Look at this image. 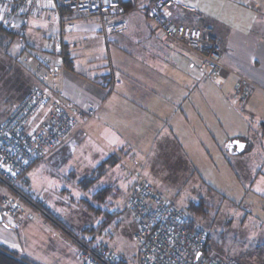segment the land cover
I'll return each instance as SVG.
<instances>
[{"label":"rangeland","instance_id":"rangeland-1","mask_svg":"<svg viewBox=\"0 0 264 264\" xmlns=\"http://www.w3.org/2000/svg\"><path fill=\"white\" fill-rule=\"evenodd\" d=\"M180 3L188 7V9L186 7L185 9L175 8V17L182 23L183 21L188 25L191 21L195 23L201 18L199 13L205 12L200 1L180 0ZM131 15L127 14L123 19L124 24L126 23V31L115 36L114 33L110 34L113 36L108 38H105L103 32L100 31L101 26L94 22L95 17L86 18L83 15L78 18L72 17L66 21L65 26L61 27L54 18L50 23L30 20L24 25H21L23 24L21 20H17L16 27H13L16 29L13 30L20 36H10V38L0 41V122L13 112L19 103L29 98L34 88L48 89L49 87H45L47 84L41 83L47 82L48 79L51 81L54 75H58L62 69H65L59 39L71 47L75 44L72 51H74L73 72L76 75H84L89 79L97 77L98 81L104 84L103 89L107 90L106 93H117L118 87H121L123 82L126 83L123 81V68L129 67L127 62H135L133 59L141 54L138 45L147 44L146 37L150 36L149 31H152L150 23L144 19L140 23V25L143 24V27H136L133 22L129 21ZM36 23L41 25L42 30L33 31L31 35L26 36L24 30L26 28L30 30V25ZM70 24L76 26L73 28L75 31L73 33L68 31ZM19 30L23 32L20 33ZM57 30L60 33L59 36ZM151 35L159 40L155 32L152 31ZM112 71L118 84L110 91L104 75H108ZM67 73L71 72L67 71ZM177 75L175 79L178 88L176 93L190 85L187 75H182V72L179 71ZM247 81V79L246 81L242 80L241 86H247ZM37 82L40 86L36 85ZM234 87H232L233 94L224 95L218 81L208 77L202 84L189 88L190 101L187 102L188 105L184 112L188 116L191 115L193 107L202 111V121L187 118L190 125L185 126L189 137H191V143L195 147L198 146L197 150L193 152V162L183 166L178 148L170 147V142L165 139L158 144L150 157H146L145 161H141L138 165L129 160L127 163L121 162L108 168L95 186L84 193V198H89L90 204L99 210L97 214L89 204L78 203L77 197L72 195L70 189L72 185L73 188L77 187L78 184L75 183H79L78 180H82L80 187L83 188L85 181L88 180L87 177L91 176L90 170L98 165L96 160L88 161L89 158H86L85 165H78L79 159L84 157L83 149L80 148L77 154H74L75 151L72 153L69 149V144L70 146L72 144L71 140L82 129L71 136L72 138L55 154L46 160L32 164L26 172L27 175L16 187L33 200L40 210H46L66 227H63V230L76 239H92V236L84 229L96 226L105 220L103 213L115 212L106 230L96 237V242L107 247L106 249L120 259L131 263L135 255L133 234L137 230V221H134L133 215L127 210L126 203L131 184H133L132 190L137 183L145 181L160 191L178 209L190 212L188 210L190 203L197 204L202 201L198 214L190 213L193 218L195 217V222L207 234L205 254L209 258L230 260L233 261V264H264V183H259L264 182V179L263 176H259L257 180H253L254 177L250 173L255 168L259 152L255 158H249L255 156V154H250L245 155V159L233 157L227 152V144L232 141L233 136L244 137L250 146V144L258 143L260 131L256 127L255 121L250 120L245 101L239 102L235 98ZM176 93L175 95H178ZM197 93H201V95L196 98ZM69 95L74 98L72 94ZM85 99H88L87 95ZM69 101L72 102L70 99ZM190 102L192 107L188 111L187 107L190 106ZM220 102L224 103V111L218 107ZM90 105L92 104L90 103L86 108H89ZM41 108L47 111L48 103L44 101ZM37 115L33 122L44 116L43 111ZM160 145L164 147L161 149H165V152L160 149ZM95 149L97 152L103 153L99 147ZM74 155L77 159L76 163L73 162L71 165L72 162H67L68 164L62 165L63 161L61 162V160L65 156L72 158ZM109 161V165H112L115 158L112 157ZM238 162L242 164V171L247 170L246 168L249 169L248 174H237L239 168H235L234 164L238 167ZM257 170L264 174V165L259 166ZM64 175H68L72 182L65 181ZM105 186H113L114 193L109 195L104 203H97L104 197V194L103 190L96 192L98 188ZM44 190L64 200L59 201L48 197L46 203L38 201L36 196ZM63 190H68L69 193L63 192ZM41 194L45 195L47 192ZM8 195L13 194L0 184V198ZM50 202L53 208L57 209V215L49 210ZM26 210L29 212L30 218H32L31 213L35 214L34 221L28 222V224H50L43 214L38 213V210L27 205ZM22 226L18 227L17 225L16 230L20 231ZM41 236L43 235L35 229L27 235L24 234L23 240L32 245L26 244V248H30L31 251L40 250L36 246L45 245ZM74 238L66 237L70 244L76 248ZM23 245H25L24 242ZM43 253L46 261L52 260L50 255L44 251ZM62 261L64 260H59V262Z\"/></svg>","mask_w":264,"mask_h":264},{"label":"crops","instance_id":"crops-1","mask_svg":"<svg viewBox=\"0 0 264 264\" xmlns=\"http://www.w3.org/2000/svg\"><path fill=\"white\" fill-rule=\"evenodd\" d=\"M197 1H200L202 9L205 12L199 13L201 18L195 23L191 21L188 25L184 21L182 23L180 19L175 17L176 7H182L184 9L186 7V5L181 4L180 1L170 7L172 14L171 21L173 24H180L187 28L198 30L203 36L208 38L209 43L215 42L220 46L223 68L211 79L218 81L221 89H223L222 94L224 95L233 94L234 89H232V87L235 86V98L239 102L245 101V107H248L249 110L250 120L255 121V125L260 131L258 143L254 145L250 144V146H248L249 143L246 142L244 137L238 135L233 136L232 141L227 144V152L233 157H243V159H245V155L250 154H255V156L249 158H255L259 152L258 160L255 162V168H253L250 173L254 177L253 180H257L259 176H263L264 179V174L257 170L259 166L261 167L264 165V0ZM122 3L125 4V17L127 14H132L129 21L133 22L136 27H143V24L140 25V23L144 20L150 23L142 13L133 12L127 0H124ZM186 9H188V7H186ZM72 17L73 16L70 13L68 14L66 10H62L59 14L54 12L52 15V19H56L60 27L62 25L65 26L66 21ZM17 20L19 21L18 18L14 17V21L16 22ZM32 20L41 23L45 21L42 18H35ZM13 27H16V25L7 26L9 29L12 28L11 31L15 32L13 29L16 28ZM30 27V30L27 28L24 30L26 36L28 34L31 35L33 31L42 30L41 25H37V23L35 25L31 24ZM75 27V24H70L68 31L71 33L75 32L73 31ZM151 28L152 31L157 34L159 40L151 35L152 31H149L150 36H147L144 30L148 43L138 45V48L141 49V54L133 59L135 62H127V65H129L128 68H123V81H126V83L123 82L122 86L118 87L117 93H106L105 91L107 90L103 89L104 84H101L97 77L95 79H89L84 75H76L73 72L74 51L72 50H74L75 44L72 47L69 46V58L72 62V68L61 70V67H59L61 71L58 75H52L54 78H52L51 81L48 79V83L45 81V83H41L43 85L47 84L45 87H60L64 97L68 98L67 100H72L77 106L85 108L91 103L93 106L97 107L96 115L84 124L82 130L71 140L70 143H72L71 146H73L71 147L69 144V149L72 153L75 151L74 154H77L80 148L83 149L84 157L79 159V162H77L78 165H85L86 158H89L88 161L96 160L98 163L94 169L90 170L91 176H89V174L87 178H89L88 180L91 184L86 190L80 187L82 180H78L79 183H75L78 184L77 187L75 186L73 188L72 185L70 188L72 195L77 197L78 203L85 202L93 209L95 208L90 204L89 198H84V193L95 186L96 182L105 175L108 168L118 165L121 162L127 163L129 160H132L134 164L138 165L141 161H145L146 157H150L158 144L165 139L170 142V147L178 148L183 166L191 164L194 160L193 152L197 150L198 146L195 147V145L191 143V137H189L185 126L190 125V121L187 120V118L202 121V111L199 108L193 107L191 109V115L188 116L184 112V109L188 105L187 102L190 101L191 94L189 88H194L202 84L208 77L205 74V70L201 67L200 59L196 55L182 46L171 44L160 37L152 25ZM126 29L125 23V29L114 34V36L123 33ZM101 32H103L105 38L113 36L106 34L104 31ZM15 33L20 36L18 32ZM57 34L58 36L60 34L58 30ZM23 42L26 44L25 41ZM59 45H61V43ZM138 48L137 50L139 51ZM67 71L71 73H67ZM178 71L182 72V75L188 76L190 85L176 93L178 88L175 79L178 76ZM105 77L106 85L111 91L112 88L118 84L113 71L108 75H104V78ZM246 79L248 80L247 86L242 87L240 81H246ZM81 81L82 83H80ZM38 84L37 82L36 85L40 86V84ZM175 93L178 95H175ZM69 94H72L74 98H71ZM86 95L88 99H85ZM200 95L201 93H197L196 98ZM223 105V102L218 103V107L221 111H224ZM191 107L192 104L190 102V106L187 107V110L189 111ZM45 110L46 109L41 108L40 112L43 111L44 114L47 112ZM32 124H34V122L31 123L30 126ZM234 141L244 143V148L241 152H236V148L232 143ZM98 147L103 153L96 151L95 148ZM161 148L164 147L160 145V149ZM161 150L165 152V149ZM67 157L65 156L61 160V162L63 161L62 165L67 162H72L71 165H73V162L77 160L75 159V155L72 158L68 157L67 159ZM112 157L115 158V162L112 165L105 166L101 174L97 176L96 170H98L106 160ZM99 160H101V162H99ZM237 165L238 167L234 164L235 168H239L237 174H248V168H246L247 170H241V162H238ZM26 175L27 173L25 176ZM63 179L70 183L72 182L68 175H64ZM259 183L263 184L264 182ZM132 185L133 184L130 186L129 193ZM106 187L109 189L108 194L102 201H97V203H104L108 196L114 193L113 186L98 188L96 193L102 191ZM19 191L22 192L21 190ZM43 192H47V194L44 195L43 203H46V200L48 201V197H52L59 201L64 200L47 190L41 193ZM63 192L69 193L68 190H63ZM41 193L36 196V199H38ZM3 197H1L0 200ZM49 206H51L49 210L57 215V209L53 208L51 202ZM44 211L53 220L44 217L50 224H28V222L34 221L33 218L35 214L32 213V218L28 217L19 220L17 223L18 227L23 225L20 231L16 230L17 225L14 226L4 220L0 221V248L14 253L19 257H23L33 264H81L77 256L76 248L66 239V237L69 236L66 234L67 231L65 232L63 230L64 226L46 210ZM103 214L105 218L107 215H109L108 217L112 216L110 217L112 219L115 212ZM103 222L104 220L101 223ZM30 228L38 230L41 235L44 236L41 237L42 241H45V245L40 247L36 246V248L40 250L31 251L30 248H26V244H31L23 240V235H27L29 232L34 231V229ZM23 242L25 245H23ZM99 244L101 245V243ZM43 251L51 256V261H46ZM61 259L64 261L59 262ZM122 261L127 264H132L134 262V260L131 263L124 260Z\"/></svg>","mask_w":264,"mask_h":264},{"label":"built area","instance_id":"built-area-1","mask_svg":"<svg viewBox=\"0 0 264 264\" xmlns=\"http://www.w3.org/2000/svg\"><path fill=\"white\" fill-rule=\"evenodd\" d=\"M123 1L0 0V21L6 27L16 25L14 17L23 22L21 25L35 18L51 22L54 12L66 10L75 18L95 17L100 31L110 35L125 29ZM127 1L134 12L146 17L160 37L196 55L207 77L213 78L222 70L221 49L217 43H209L198 30L172 23L170 7L180 0ZM39 88H34L30 97L0 122V184L13 194L0 200V217L14 226L30 216L26 205L52 220L16 186L32 164L55 154L97 112L93 105L84 108L67 100L60 87ZM44 101L49 105L47 112L30 126ZM38 199L43 202L44 194ZM126 208L137 221L132 264H233L230 260L209 258L205 254L207 234L195 222V217L171 204L150 183L142 181L132 188ZM74 240L81 264H127L103 246H89L80 239Z\"/></svg>","mask_w":264,"mask_h":264},{"label":"trees","instance_id":"trees-1","mask_svg":"<svg viewBox=\"0 0 264 264\" xmlns=\"http://www.w3.org/2000/svg\"><path fill=\"white\" fill-rule=\"evenodd\" d=\"M122 5L124 7L125 4L122 3ZM56 12L59 14L60 12H62V10H58ZM67 13L69 14L70 12L67 11ZM10 36H17V34L15 32H13V31H11V29H9L6 26H4L2 24V22L0 21V41L1 40L3 41V39H6V38H10ZM59 42L61 43V48H62V53H63L62 54V56H63L62 61H63L64 67L66 69L67 68L71 69L72 68L71 67L72 66V62H71V59L69 58V45L64 43V42H62L60 39H59ZM109 160L110 159L106 160L105 163H103L98 168V170H96L97 176H99L101 174V172L104 170L105 166L109 165V162H110ZM87 179H89V178H87ZM90 184H91L90 181L86 180L85 181V186L83 187V189L86 190L89 187ZM108 192H109V189H105V190L103 189V194H104L103 196L105 197L108 194ZM100 197H102V196H100ZM104 197L100 201H102L104 199ZM200 205H202V201L197 203V204L190 203V206H189L188 210L190 212H192V213L195 212L196 214H198V210H199ZM98 211H99L98 209H95V213L96 214H97ZM108 216L109 215H107V218H105L103 223L98 224L96 227L86 228L84 231L86 233H88L90 236H92V239H90V240H82V241H84L89 246L101 247L102 245H100L98 242H96V237L98 235H100L101 233H103L104 230H106V227L109 224L110 219H111L110 217H112V216H110V217H108ZM0 264H33V263L28 261L27 259H25L23 257H19V256H17L14 253L8 252V251L0 248Z\"/></svg>","mask_w":264,"mask_h":264},{"label":"water","instance_id":"water-1","mask_svg":"<svg viewBox=\"0 0 264 264\" xmlns=\"http://www.w3.org/2000/svg\"><path fill=\"white\" fill-rule=\"evenodd\" d=\"M233 145L235 146V150L237 153L241 152L244 148V143L243 142H240V141H234L232 142ZM0 221H2L1 217H0Z\"/></svg>","mask_w":264,"mask_h":264}]
</instances>
